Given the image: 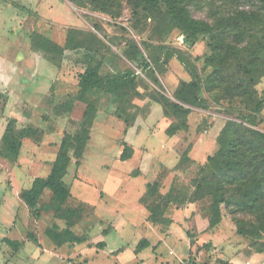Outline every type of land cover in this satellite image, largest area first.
Wrapping results in <instances>:
<instances>
[{
	"label": "rangeland",
	"instance_id": "374dc122",
	"mask_svg": "<svg viewBox=\"0 0 264 264\" xmlns=\"http://www.w3.org/2000/svg\"><path fill=\"white\" fill-rule=\"evenodd\" d=\"M259 8L258 0L190 3L195 18L211 23L237 12L239 21L242 12L254 13ZM136 24L125 0L119 19L76 6L70 0H0V93L8 97L0 121V140L12 117L17 119V129L32 126L43 131L40 141L24 140L18 159L0 156V264H166L175 260L264 264V234L259 240L240 234L235 218L252 223L255 216L231 213L222 204L221 221L211 227L217 207L210 196H195V202L184 205L172 204L163 222L149 219L150 212L141 202L147 183L155 181L166 167L169 174L162 192L167 193L178 178L193 194L197 164L175 170L183 153L191 149V159L204 164L218 150L216 140L225 121H244L249 126L243 119L249 111L238 98H230V85L223 84V91L212 90L214 69L208 59L218 57L213 51L218 43L204 36L194 44L180 30L165 37L154 32L152 22L136 31ZM71 28L92 31L102 43L99 48L71 50L67 43ZM34 32L61 51L46 55L35 49ZM256 36L264 42V31ZM131 39L136 46L130 44ZM220 40L224 42L222 35ZM180 55L197 72L201 97L209 110L194 109L190 129L169 136L166 130L171 119L164 115L163 98L174 100L181 83L193 80ZM220 68L224 69L222 63ZM89 69L102 76L129 74L132 90L124 89V97L100 89L86 92L80 81ZM256 89L259 93L264 90V78ZM87 103L98 109L91 140L81 166L77 168L74 157L64 180L72 192L71 204L86 202L95 207L93 216L77 228L82 233L88 225L89 240L73 248L59 247L54 253L50 248L55 244L46 229L53 222L63 228L64 222L54 221L51 215L33 219L19 194L37 177L49 176L62 139L80 128ZM260 118L258 129L264 132V112ZM126 143L134 148V155L122 161ZM137 171L139 176H134ZM106 229L108 235L104 234ZM246 230L251 233L249 224ZM29 232L35 233L39 243L28 240ZM5 237L22 240L24 245L14 253L3 242ZM103 241L109 246L107 251L96 247ZM120 250L126 252L118 259Z\"/></svg>",
	"mask_w": 264,
	"mask_h": 264
},
{
	"label": "trees",
	"instance_id": "16d2710c",
	"mask_svg": "<svg viewBox=\"0 0 264 264\" xmlns=\"http://www.w3.org/2000/svg\"><path fill=\"white\" fill-rule=\"evenodd\" d=\"M76 6L99 10L119 19L122 15L124 0H70ZM129 5L134 30L140 26L153 23L154 32L169 37L173 31L180 30L189 41L197 43L201 37L208 36L216 42L214 52L218 57L208 59L214 71L212 77L215 84L212 90H222L223 84L231 87L230 98H238L240 105L249 111L243 116L249 126L236 120H226L225 125L217 136L218 150L208 156L204 164H198L189 156L191 149H187L175 167L176 171H183L192 164H197V175L192 184L195 186L193 194H189V187L175 178L167 193H163V182L168 176L165 167L155 181L147 183L145 194L141 202L150 212L149 219L153 222H163L166 213L172 204L184 205L195 202L203 197H212L217 207L216 217L211 227L220 223L219 206L226 204L231 213H248L255 216V221L249 223L235 218L238 221L240 234L250 235L253 239H262L264 234V132L260 118L264 112V90L259 93L256 87L264 78V42L257 40L256 34L264 31V0H258L260 8L254 13L242 12L238 21V12L228 17H221L214 23L195 18L190 9L194 0H125ZM262 12V13H259ZM231 23V26L224 25ZM222 35L224 42L220 40ZM226 36V37H224ZM229 40V41H228ZM68 48L71 50L97 47L101 39L92 31H83L71 28L67 37ZM32 44L35 49L46 55H55L61 51L60 47L49 42L39 32L32 35ZM130 44L136 46L134 40ZM240 45L243 48H240ZM244 54V57L242 55ZM129 53L126 56L129 58ZM227 60V58H229ZM179 60L193 77L192 81H183L174 92V100L163 98L164 115L171 119L166 133L175 136L179 132L190 129L189 117L194 109L209 110L206 100L201 97V85L197 72L191 67L187 59L180 55ZM223 61V62H222ZM221 63L224 69L220 68ZM129 74L123 76L100 75L95 69H89L82 77L80 85L84 91L100 89L109 94L122 95L123 90L131 88ZM125 92V90H124ZM8 97L0 93V121L3 118ZM67 104V103H66ZM98 114L97 106L87 103L81 120L80 128L74 134H66L62 139L57 156L52 163L51 172L47 177H37L29 189L20 193V198L28 207L31 217L40 220L51 215L53 220L64 222V227L58 223L46 229V235L57 246L65 244H85L89 240L90 228L85 227L84 232L77 228L85 220L93 216L95 207L86 202L71 204L72 192L64 178L68 174L73 158L79 168L91 140V131ZM17 119L8 120L5 132L1 138L0 156L18 159L23 142L26 139L43 138V131L39 128L27 126L17 129ZM125 148L120 156L122 161L133 158L134 148L124 144ZM73 152V153H72ZM137 171L134 176H139ZM47 197V199H45ZM251 227V233L246 228ZM108 235V230H104ZM28 240L39 243L38 237L29 232ZM3 242L15 253L19 251L24 242L5 237ZM105 241L96 245L104 250ZM141 246V245H140ZM121 251V250H120Z\"/></svg>",
	"mask_w": 264,
	"mask_h": 264
},
{
	"label": "crops",
	"instance_id": "0c3cea01",
	"mask_svg": "<svg viewBox=\"0 0 264 264\" xmlns=\"http://www.w3.org/2000/svg\"><path fill=\"white\" fill-rule=\"evenodd\" d=\"M224 125H225V123H224ZM224 125L222 126V128L224 127ZM222 128H221V130H222ZM221 130H220V131H221ZM219 133H220V132H219ZM218 135H219V134H218ZM34 180H35V179H34ZM34 180H33V182H34ZM153 181H154V180H153ZM153 181H151V182H153ZM33 182H32V184H33ZM31 186H32V185H31ZM28 189H29V188H28ZM23 190H24V189H23ZM23 190H22V191H23ZM22 191H21V192H22ZM21 192H20V193H21ZM19 196H20V194H19ZM9 238H10V237H9ZM11 239H13V238H11ZM15 240H18V239H15ZM19 241H22V240H19ZM22 242H24V241H22ZM54 244H55V243H54ZM85 244H86V243H85ZM67 245H68L69 247L73 248V246H75L76 244H74V245L65 244V245H63V246H67ZM63 246H57V245L55 244V248H53V247L51 246V248H50L51 250H50V251H53V252L55 253L59 247H63ZM108 247H109V246H108ZM108 247L106 246L105 251L108 250ZM113 252H114V251H113ZM125 252H126V251H124V252L120 251V254L118 255L117 258H118V259L123 258L124 255H125ZM140 253H141V252H140ZM140 253H139V254H140ZM137 259H138V258H136L135 263L137 262ZM246 263H247V262H246ZM145 264H147V263H145Z\"/></svg>",
	"mask_w": 264,
	"mask_h": 264
},
{
	"label": "built area",
	"instance_id": "2783aa9c",
	"mask_svg": "<svg viewBox=\"0 0 264 264\" xmlns=\"http://www.w3.org/2000/svg\"><path fill=\"white\" fill-rule=\"evenodd\" d=\"M170 254L175 256V251H170ZM166 264H201L194 260H175L172 262H167ZM246 264H252L251 262H247Z\"/></svg>",
	"mask_w": 264,
	"mask_h": 264
}]
</instances>
